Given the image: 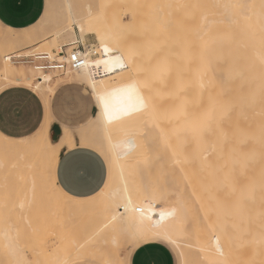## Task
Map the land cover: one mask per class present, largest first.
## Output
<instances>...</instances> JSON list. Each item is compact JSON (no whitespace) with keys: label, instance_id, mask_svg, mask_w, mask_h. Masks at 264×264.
Wrapping results in <instances>:
<instances>
[{"label":"bare ground","instance_id":"6f19581e","mask_svg":"<svg viewBox=\"0 0 264 264\" xmlns=\"http://www.w3.org/2000/svg\"><path fill=\"white\" fill-rule=\"evenodd\" d=\"M174 1L175 0H172V6H174L173 5L174 3H177L176 6L178 5L181 9L186 8L183 14L185 13L186 15L188 13L190 14L191 7H193L191 6L193 4L192 0H176L175 2ZM65 2L67 7V14H68V21H67L68 24L64 30L62 29V32L60 31L57 33L55 43H57L56 40H61L64 34H66L65 36L71 37L77 33L78 37L82 39L83 43L85 42V40H87V37L89 35H94V37L96 38L95 41L97 42L95 47L99 45L102 40L104 43L110 46V40L108 38V34L110 33V26L108 23L101 22V20L99 22L96 21V19L98 18L94 14L96 10L94 11L90 3L85 4V8L83 12L76 13L75 10H73L72 8L71 1L65 0ZM116 2L114 3L116 4ZM135 4L136 3H134L133 5ZM168 4L171 5V3L169 2ZM195 4H196V15H194L195 14L194 13L193 14L194 18L192 19H190L191 15H189L190 17L186 19L189 22L190 20H193L191 22H195V19L197 18L196 30L194 33L193 31L191 32L193 34H196L195 36L196 44H193L192 42V44L194 45L192 46L194 48L196 47L195 78L192 83L188 81V83L191 84H188L186 86L183 85L177 90V92L161 94V92L162 93L164 92V89L162 91V89L160 88L161 87L160 84L162 82L160 83L158 82L157 85H159L160 86L159 87L155 84L157 83L156 80L155 83L153 82L154 83L153 84L150 83L151 78L149 80L142 78V74H143L141 73L142 67L147 60L149 61V59H151L149 58L150 54L148 55L149 52H144L145 49L142 48H141L142 50L140 49L141 43L140 44L138 43L140 46L137 45L138 48H136L133 46L131 47L124 38L121 39L122 37H126V39L131 37V36L128 37L129 35L128 33H130L129 32L130 30L128 29L127 26L125 29L128 31V33L125 34L126 30L124 29V27L122 28L125 31L120 30L124 32V35L121 32L122 37L121 38L119 37L121 39L119 41L121 51H123L125 55L129 53H135L134 62L132 63L130 70L126 72L127 79L125 81L135 80L139 83L140 94L144 97L148 107L146 110L140 112L139 115L135 116L132 120H124L123 118H121V121L114 122V124L118 126L123 124L124 127L121 125L122 130H125V132L128 131V137H126L125 139V141H128V143L124 144L123 142V145L121 143V146H123L122 149H118L121 148L118 147L119 142H122L124 140L122 137V133L119 130H117L116 127L114 128L113 123L109 124L105 120L97 118L98 120H100V125L98 132L91 140V143L94 146L93 148L96 149L98 152L107 153L108 156H110L111 159L116 162L117 167L113 171L110 182H108V187L104 189L102 195L100 196V197L105 196L106 202L104 203L103 201H101V203H99V205H97V207L94 209L93 207L90 206L71 204L68 205L67 208H64V210H66L65 212L54 213L52 209L54 207H58V204L52 199L51 195L42 192L40 187L41 184L40 178H41L42 170L44 171V167H45L43 166L44 156H47L49 160H51L53 180L55 181V170H56L59 154L65 146H73L74 143V137L69 131H67V129L64 131V134L60 138L59 142L58 141L54 142L51 139L50 127H51L52 117H50L51 115L49 111V102H50V97L55 92L53 89V85L62 81H65V83H69L72 81L84 80L87 84V87L91 90V92H93L92 89L93 82L96 85V91H106L109 88V86L105 85L104 83L105 78L102 77V74H97L91 68L90 64H87V66L81 70L66 75L64 78L55 79V77L51 74L37 73L36 71L27 67L15 66L11 64V62L6 57H4V59L1 61L0 86L4 87V86L21 84V85L33 87L34 85L33 88L37 92L42 94V96L46 100L47 108H48L47 117L45 118L42 124L44 127V133L40 139V147H38L41 148L42 151V153L39 152L40 154H42L41 157H39L38 154L35 153L36 151L33 152V150L36 149L37 147L29 146L27 144H19V145L12 144L6 147L3 143L0 144V170L3 169L6 159L8 157H13L12 159H14L15 162L11 164L10 168L11 167L14 168L13 171H15L16 173L17 181L21 186V189L24 190V192L23 190L21 191L23 192L21 193L22 196H19V198L17 197L18 195L16 196L18 199L17 200L18 203L16 204V206L14 205L16 202L15 203L13 202L14 204L9 203L12 204L11 206H6V207L5 205L0 206V209H4V212L7 213V215L4 213L6 216L7 224L5 222V225L3 224L4 226L0 230L1 240L3 237L6 241V243L5 242L4 243L7 244V246L9 247V251H8V247L6 250L8 251V253H10L13 264H15L16 260H23L25 264H28L27 261L29 260V258L27 257L25 250L21 245L20 241L22 239L19 238L21 236L20 235L21 233L20 234L18 233L20 230V225L23 229V231L21 230L22 232L27 231V234L26 232H24L23 235H28V233H31L30 230H29L30 232L26 230V226H25L26 221H24L23 223L24 226H22L23 220H26L23 219L25 216L23 212L24 209H26L25 205L26 203H30L31 201L37 200L39 201V203L42 202L43 204L42 216L44 217L43 218L44 220L43 221L42 219L40 220L38 219V220L40 222H44V226H46L49 231H53L55 227L62 228L63 231L67 233L66 236L75 237V234L78 233L79 234L82 233L80 235L81 237L83 235L82 225H80L78 221L75 224V221H71L67 219L69 218L68 216L70 215H75L78 216L77 218H80L83 215L89 216L93 212L98 213L96 210L100 209L101 211H99V213L102 214V216L106 219V222L103 224V226L100 229H98L96 232L90 235H87V237H84L81 242L79 241L80 243L75 242V244H73L74 242L72 241L73 243L71 244H73L72 246H74V249H72L73 252L70 255V257L59 256V254L61 253L59 251H58L59 254L56 255L55 254L56 251L54 250L55 253H52L53 255H51V257L54 259V261L57 262L55 264H73L78 260L88 259V258L92 259V256L96 261L100 262V264H107V262L110 261L111 259L106 258L107 260H104L102 256L100 257V255L98 254L99 253L98 248L100 249L101 245L102 244L104 245L105 242L111 243L113 236H119V238L120 237L125 238L126 236L130 237L133 232H143V233L151 234L153 232L160 231V229L157 228L152 222L145 221L143 223H140L138 220L139 213L130 214L131 216L137 218L135 223L130 224L127 220H125V221L113 222L112 224H110L108 228H105V225L109 224L110 217L112 215V209H111L112 203L114 201L122 200L123 197L126 195V193L124 192L125 186H127L132 191V199L136 205H140L143 202L144 199L143 188L135 186L136 181H132L131 180L132 178L130 179V177H128L131 172L135 173L137 171V166H135L136 159H135V150H134L136 146L141 145L143 149L144 147H146L144 153L142 152L141 159L147 161L150 157H153L154 159L153 162L155 163V161H157L156 166L152 168L154 170H150L151 169L150 165L151 163L153 164L152 161L147 165H143L142 167L144 168L147 167L149 173L150 172L155 173L158 170L167 171L169 172L168 174H170L171 177L177 175L176 170L178 172L184 169L186 170L187 167L185 160L186 155H188L190 158L195 159V161L196 159L201 157L202 155L201 149L206 144V140L211 139L210 135L207 134L204 138V141L198 143L196 140L192 139V137L188 133H185V129L188 121H190L194 117L201 115L210 107L209 105L210 96L219 97L221 100L234 105V110L231 111L228 114V116L224 119V122L226 123L225 128L227 131V136L225 134L226 138L220 139V142L223 141V139L228 140L229 158L230 160L233 161L232 190L235 194L234 201L236 205L234 206L235 208L233 210V216H228V215L227 216L234 217V222H233L234 226L232 228V223L231 224L228 223L230 224V227L232 229H230L231 233H226L224 228H222V225H218L217 220H215L210 215L211 212H210V208L208 207V204L203 202L205 207V213L208 217L207 230L200 227L201 225L199 224L191 225V227L189 228V233L190 232L193 233L194 235L193 237L195 239H193L194 242L191 240L188 242V244L190 243L189 245L193 246L192 249L196 252L199 258H201L202 254L201 255L200 253L198 254V251H206L207 253H210L213 249L211 247L212 245H214L213 241L216 240L214 249L215 252L217 253V259H215L216 261H214V263L216 262L217 264H264V60H262V58H264V7H262V5H264V0H196ZM137 6L138 4L135 5V8L133 9L136 10ZM139 7L137 8V10L140 9L141 12L143 13V10ZM125 8L122 10L126 11ZM160 8H162V6L161 7L159 6V9ZM168 8L169 10L171 9V7ZM156 9H158V6L156 7ZM172 9L174 12L175 9L178 8L172 7ZM169 10L168 13L171 12L173 14V12ZM186 11H188V13ZM151 12L150 13L147 12V13L150 14L152 17L153 15ZM182 12L180 11L179 13H177L176 11V13H174L173 15L171 14V16L172 17L174 16L176 18V16H179L178 14H181ZM142 13L139 14L141 15V17L142 15H144ZM153 13L155 15L156 13L155 9ZM168 13L166 11L167 16ZM121 15L118 16V19L121 20L120 21L121 25H124V23H122L123 19H120ZM136 15L138 16V14ZM158 15L159 14H157V16ZM182 15L180 16L182 17ZM161 16L163 17V15H160V18L156 20L162 21L163 19L161 18ZM184 16L182 17V19L184 18ZM144 17H142V19ZM173 19L174 18H172L171 22H173ZM151 21H154V19H151ZM163 21L162 23L164 25L165 23ZM162 23H160V25ZM176 23H174V25H176ZM190 23H188V25H190ZM167 24L169 23L167 22ZM152 25H154V23ZM160 25H158V27ZM0 26L6 28L2 24H0ZM115 26L119 27L118 24H116ZM168 26H170V24ZM118 27H115V29L116 28L118 29ZM177 27H178V29H176L177 31L169 27L170 29L173 30V32L175 31L177 33V34L174 33L175 35L173 36H177L179 34V31L183 28L181 27V29L179 30L180 27L179 26ZM6 29L12 30L10 28H6ZM183 31H180V34ZM227 31L228 34H225V32ZM141 33L140 35L142 36ZM149 33L150 32L148 31V33L146 32V35H144L145 33L143 35L149 36ZM186 36H188V34ZM150 37H146L149 39V40L146 39L147 42L144 41L145 44H147V45L144 44L146 47H149L148 44L149 41L151 40ZM188 37L190 38V35ZM79 38H77L76 40H78ZM15 39L0 34V46H3L1 44H5V46L9 45L10 46V47L8 46L9 48H11V46H16V45H18L19 47V44H17ZM132 39L134 40L135 38L133 37ZM178 39L179 38L175 40L177 41L176 43H178ZM182 39L180 38V40ZM187 39L188 38H186V40ZM127 40L131 41V39H127ZM152 40H154V38ZM155 40L158 41L157 39ZM184 41L185 39L183 40V42ZM187 43H185L184 45H186ZM135 44H137V41L135 42ZM157 44H159V42ZM90 45L94 46V44H90ZM178 45L180 46V44ZM192 46L190 47L192 48ZM0 48H1L0 49V56H1L2 49H4L5 47L4 48L0 47ZM160 48H161L160 50H162V48L164 49L165 46L164 47L160 46ZM184 49L182 45L178 50L179 51L178 56L180 61L186 55L184 53ZM165 51H167V49ZM186 51L188 52L189 49L186 48L185 52ZM153 54L152 55L154 57L151 56L152 57V59L150 60L151 62L152 61L154 62L155 53ZM163 54L164 53H162V55ZM172 55H173V51H172ZM186 56H188V59L191 58L190 57L191 55L189 56V53ZM171 59L174 60V57L172 58L171 56ZM157 60L159 61V54L158 57L155 59V62ZM173 60L171 62H173L174 64ZM150 61L149 64L152 66ZM166 62L169 63L170 60L169 62L168 60ZM175 62H177V60ZM187 62L185 61L184 63H186V65L194 64L192 63V61H189V63ZM148 68L150 69V66ZM172 70L170 71L172 72ZM151 71H149V74L154 73ZM171 72L169 75L171 78L168 77L170 79H172L173 76L172 75L173 72L172 74ZM158 74L159 73L157 72V75ZM153 75L151 76L152 78L156 77V79H158L157 76H155L156 74L154 76ZM186 75H189L188 72ZM182 76L181 78L183 79ZM112 77L113 76L108 78L111 79ZM181 78H179V81H177V83L180 82ZM184 78H186V76H184ZM166 81L171 83L173 80L170 82L169 79H167ZM182 81L184 82L185 80L183 79ZM169 83L167 85H169ZM112 85L111 87L114 86ZM153 85H155V87H153ZM2 87H0V89ZM156 87L157 88L159 87L160 90L159 89L158 90L160 93H158ZM164 88L166 87L164 86ZM93 95H95L94 92ZM222 126H223V122L220 124V129H222ZM216 132L214 133L211 132L212 137L214 138L215 141H217ZM116 138L123 140L122 141L117 140L118 144L116 145L115 144ZM12 140H21V139H12ZM190 140L194 141L195 147L191 150L190 149L188 150L187 145L189 144L188 142H190ZM45 143L46 145L49 146L53 145V143L58 146L56 147L54 158L52 157L51 152H46L42 150ZM37 160L39 161L37 162ZM189 160L191 161V159ZM220 168L221 167H219V169ZM188 173H190V171ZM118 176L121 177L122 181L121 180L120 181L122 183L118 181V183L112 185V182L116 177L118 178ZM158 176L160 177L161 175ZM158 176L156 177L155 175L156 178H158ZM240 176H243L245 179L244 180L245 182H243L244 184L243 187L239 186L238 183V178ZM190 179L194 181L196 186L195 180L192 177ZM192 180L190 181L192 182ZM140 182H142L141 179ZM243 200H245V205L241 206ZM184 204L185 203L181 204L182 205L181 207L183 206L185 207L186 204L185 205ZM184 209L185 208H183V210ZM187 210L189 212V209H187L186 207V210H184L186 215L181 214L184 216V219L187 218V214H189L188 212H186ZM184 219L181 216H179V214L178 216L177 215L171 216L166 221H164L163 229L166 230L168 235L175 242L173 245L178 248L179 254L181 255L183 262L186 263V260H188L186 249L179 242L181 237H184L186 232L185 228L182 227L183 226L182 224L184 222L186 224L187 222ZM189 219L191 221V218ZM39 221H37V223H39ZM31 222L32 220L30 219V223ZM2 223L4 222L2 221ZM32 223L33 225L34 224L36 225L34 221ZM228 224L225 227H227ZM26 225H28V223ZM37 226L38 225H36L35 227ZM28 228H30L29 225ZM38 228H42V227L39 226ZM41 231L40 232L37 231V232L41 233ZM18 235L20 236L18 237ZM187 236L189 237V234ZM217 237H218V241H217ZM91 242L96 243L94 244L96 245V247H92V245L88 246ZM69 248H72L70 247V244H69ZM66 249H68V246ZM52 250H50V252ZM65 251L68 252V250ZM117 256L119 257V254Z\"/></svg>","mask_w":264,"mask_h":264},{"label":"rangeland","instance_id":"374dc122","mask_svg":"<svg viewBox=\"0 0 264 264\" xmlns=\"http://www.w3.org/2000/svg\"><path fill=\"white\" fill-rule=\"evenodd\" d=\"M70 1H71V5H72L73 10H75L76 13L83 12V10L85 8V4L90 3L92 5L94 11L96 10L94 12L95 16L98 17L96 19V21L99 22L101 20V22H105V23L109 24L110 33L108 34V38L110 40V46L111 47L120 49L119 41L124 38L126 40V42L131 47L133 46V47L138 48L137 45H139L141 43L140 44L141 46L139 45L140 49L142 48V49H145L144 52H149L148 55L150 54L149 58H151V59H152V57H154L153 53H155L154 62L152 61L153 62L152 63L150 61L151 59H149L152 66L149 64V61L147 60L145 62V64L143 63L144 65L142 67L141 73H143L142 78H145L147 80H149L151 78V82L149 81L150 83H153V82L155 83V80L157 81V83H155L156 85L158 84V82L159 83L162 82L160 84L161 87L159 85H157L162 89V91L164 89V92L163 93L161 92V94H164V93L168 94L171 92L172 93L177 92V90L180 87H182L183 85L186 86L188 84H191L194 81L195 72H196V66H195V64H196V61H195L196 60V55H195L196 54L195 53L196 47L194 48L193 44H196V42H195L196 41L195 40L196 34H193V33L196 30L197 18L195 19V22H191L193 20H190L191 23L186 19L190 17L189 15H191L190 19L194 18V15H196V4H195L196 0L195 1L192 0L193 4L191 2V4H192L191 6H193V7H191L190 14L188 13V11H186L188 13L187 15H186V13L183 14L185 12L184 10L186 8L181 9L178 5L176 6L177 3H174L173 4L174 6H172V0H170V1H168V0H165V1L164 0H157L158 2L156 0H153V1L152 0H144V2H143V0H70ZM133 1H136V2H133ZM167 1L169 3H171V5H169ZM114 2H116V4ZM134 3H136L135 5L138 4L137 8L140 6L139 8H141L143 10V13L141 12L140 9L139 10H137V8H136V10L133 9V8H135V5H133ZM123 4H125V5H123ZM165 4H166V6H165ZM121 5H123V6H121ZM141 6H143V7H141ZM157 6H158V9H159V6L160 7L162 6V8H164V9L166 8V9H165V11L162 8H160L158 10V9H156ZM119 7H121V8H119ZM168 7H171V9L169 10ZM172 7H175L178 9H175V11L173 12L174 8L172 9ZM124 8L126 9V11L122 10ZM154 9L156 11L155 15L153 13ZM167 9L169 11H172L173 14L176 13V11H177V13H179L180 11L181 12L183 11V12L181 14H178L179 16L175 15L176 16V18H175L174 16L173 17L171 16V14H172L171 12H169L170 14L168 13ZM138 11H140V12H138ZM166 11L168 13V16L166 14ZM147 12L148 13L151 12L153 16L151 17V15L148 14ZM141 13L144 14V15H142V17H144L145 15H147V16H145L142 19L141 15H139ZM136 14H138V16ZM157 14H159V15L157 16ZM120 15H121L120 19H123L122 23H124V25H121V23H120L121 20L118 19V16H120ZM131 15H132V17H131ZM160 15H163V17L161 16V18L163 20L165 19L164 21L162 20L165 23L164 24L165 26L163 25L161 20H156V19L160 18ZM180 15H182V17L184 15H186V16H184V18L182 19V17ZM192 15H193V17H192ZM133 16H135V17H133ZM154 16H156V17H154ZM138 17H141V18H138ZM170 17L174 18L173 22L174 23L177 22L178 24L176 23V25H174V23L171 22L172 18H170ZM141 19H142V22H141ZM151 19H154L155 22L151 21ZM168 20H170V21H168ZM175 20H176V22H175ZM183 20H184V22H183ZM67 21H68V14H67V7H66L65 0H46V10H45V14L43 16V19L38 23V25H36L32 30L28 31L27 33H21L20 34V33L14 32L12 30L6 29L7 27L4 28V27L0 26V34L1 35H6V36L12 37L14 39L18 37L15 40H16L17 44H19V47H18V45H16V46H11V48H9L10 47L9 45L5 46V44H1L3 46H0V47H2V48L5 47V48L2 49L1 54L3 56L2 55L0 56V61H2L4 59V57L9 56L10 54H12L14 52H19V51L26 52V53H30L31 51H33V52H52L54 50H59L64 45L70 44L71 42H73L74 40L79 38L77 33L71 37L65 36L66 34H64L62 39L56 40L57 43H55L57 33L60 31L62 32V29L63 30L65 29V27L68 24ZM165 21H167L170 24V26H168L169 24H167V22H165ZM151 22H152V24L154 23V25H152ZM160 23H162V24L160 25ZM188 23H190V25H188ZM116 24L119 25L120 29L118 26H115ZM144 24L148 25V26H145ZM157 24L160 25L161 27L160 26L158 27ZM126 26L130 30L129 31L130 33H128V31L125 29ZM141 26H143V27H141ZM177 26L180 27L179 30L181 29V27H183L182 29L184 30V31L182 29L180 30V31H183V32H181V34H180V31L178 30L179 31V34H178L179 36L177 35L178 37L173 36V35L177 34L175 32V31H177L176 29H178ZM115 27H118V29L117 28L115 29ZM122 27H124V29L126 31ZM169 27L172 28L173 30L175 29V31L173 32V30L170 29ZM175 27H177V28H175ZM131 29L133 30V32ZM169 29L171 32L169 31ZM120 30L125 31V34L128 33L129 34V35L127 34L128 37L131 36L132 38L134 37L135 39L133 40L130 37L127 39H131V41L127 40L126 37H122L121 34L123 33V35H124V32H122ZM148 31L150 32L149 36L148 35L144 36V35H146V32L148 33ZM192 31H193V33H191ZM167 32H168V34H167ZM140 33L142 34V36L140 35ZM182 33H184V34H182ZM187 34H188V36L190 35V38L188 36H186ZM225 34H228V31L225 32ZM164 35H165V37H164ZM150 36L151 37L153 36V37L151 38ZM154 36H156V37H154ZM119 37L120 38L122 37V38L120 39ZM141 37H142V39H141ZM146 37H150V39H151L149 41V44H148L149 47L145 46V45H147V44H145V42H147L146 39H148ZM176 37L179 38L178 43H176L177 41H175L177 39ZM153 38H154V40H152ZM180 38L181 39L183 38V39L180 40ZM186 38H188V39L186 40ZM79 39L82 41L81 38H79ZM155 39H157L158 41H156ZM173 39H174V42H173ZM184 39H185V41H184L185 43L188 42L186 45H184L185 44L183 42ZM95 40H96V38L94 37V35H89L87 37V40H85L84 43L96 45L97 42ZM132 40H133V42H132ZM190 40H192V41H190ZM18 41H20V42H18ZM136 41H137V44H135ZM151 41H154L155 43L151 42ZM142 42H144V43H142ZM158 42H159V44H157ZM161 42H163V43H161ZM192 42H193V44H192ZM172 43H173V45H172ZM178 44H180V46L183 45V49L185 46H187L184 49V53L186 55L189 53V56L191 55L190 59H188V56L185 55L182 58V60L180 61L179 56H178L179 55L178 50H179L180 46ZM160 46L161 47L165 46V48L164 49L162 48V50H160L161 49ZM190 46H192V48ZM149 48H151V49H149ZM186 48L189 49L188 52L186 51L187 53L185 52ZM193 48H194V50H193ZM166 49H167V51H165ZM159 51H160V53H159ZM172 51H173V55H172ZM162 53H164L165 55L163 54L164 55L163 56ZM158 54H159V61L157 60L155 62V59L158 57ZM156 55H157V57H156ZM171 56H172V58L174 57V60L171 59ZM175 58H177V59H175ZM184 58H185L186 62L188 60L187 63H189V61H192V63H194V64L193 65L187 64L188 65L187 66L186 63H184L185 62ZM165 59H166V61L168 60V62L170 60V62L167 63L165 61ZM172 60L174 61V64H173V62H171ZM176 60H177V62H175ZM162 63L167 66L168 70H167V72H165L161 76L160 74L157 75V72H158L157 68H158V65H160ZM170 63H171V65H174V66H171ZM179 64H180V66H179ZM184 65H186V66H184ZM149 66H150V69L148 68ZM152 67L156 71L153 70ZM183 68L185 69V71L188 72L189 75H186L187 72H185ZM147 69L149 71L153 70L151 72H154V73H151V72L150 73L152 75L156 74L155 76H157L158 79H156V77L152 78L151 77L152 75L149 74V71ZM182 69L185 73L182 71ZM170 70H172L173 74ZM170 72L173 75L172 79H170L171 77L169 76ZM35 74H37V73H35ZM181 76L185 80L184 81L185 83L182 81L183 79L181 78ZM184 76H186V78H184ZM187 76H189V77H187ZM191 76L192 77L194 76V77L192 78ZM64 77H55V79L64 78ZM168 77H170V78H168ZM160 78L162 81L160 80ZM166 78L169 79L170 82L172 80L173 81L171 83H169L166 81L167 80ZM179 78L182 79V80L180 79V82L182 81L181 83L180 82L177 83V81H179ZM126 79H127V76H126V72H125V73L117 74V75L113 76L111 79H109L108 77L105 78L104 83H105V85L109 86V88L107 90H111V89H115V87H119L120 85L125 83ZM188 79H190V80H188ZM188 81L191 83H188ZM78 82L83 83L84 85L87 86V84L84 80H78ZM168 83H169V85H167ZM62 84H65V81L58 82L57 84H54L53 85L54 91ZM180 84H182V85H180ZM111 85L113 87H111ZM164 86L166 88H164ZM153 87H155V85H153ZM159 87L158 88L156 87L157 90L159 89ZM159 90H158V93H160ZM165 91H167V92H165ZM41 96H42V94H41ZM43 100H44L46 107H47V103H46V100L44 99V97H43ZM47 112H48V108H47ZM46 117H47V115H46ZM113 124H114V122H113ZM99 125H100V120H98L97 117L96 118L94 117L85 126L81 127L80 129H77L73 132L69 131L74 137L73 145H75L76 143L79 142V144L94 147L91 143V140H92V138H94L95 134L98 132ZM121 125L123 126V124H121ZM121 125H119L120 126L119 127L118 125L114 124V128L116 127V129L122 133V137L124 139V140L123 139L120 140V139L116 138V140H115L116 145L118 144L117 140H120V141L123 140L122 142H119L118 147H121V148H118V149H122L123 146H121V143H122V145H123V142H124V144L128 143V141H125L126 137H128V131L125 132V130H122ZM225 125H226V123L223 121L222 130H223L224 135L222 138H226V136H227V131H226ZM216 131L217 130H216L215 126H213L212 133H214ZM185 133H187L186 129H185ZM225 134H226V136H225ZM208 135H210L211 139L206 140V144L210 145V144L216 143L217 146H216L215 152L205 153L203 151V148H202L201 154L203 156L201 155V157L196 159V161H195V159L190 158L188 155H186L185 160H186V165L188 168L186 167V170L184 169V170H181L179 172L176 170V173L178 176L176 175L174 177H171L170 174H168L169 172L164 171V170H162V171L158 170L155 173H153V172L149 173L148 168L147 167L144 168L142 166L149 164L151 161L153 162L154 161L153 157H150L148 160L146 159L147 161H145L144 159H141V158H142V152L144 153L146 147H144V149H143V147L141 145H138V146L135 145L136 147L134 149L135 150V159H136L135 166H137V171L135 173L131 172L128 177H130V179L132 178L131 179L132 181H136L135 186L141 187L143 189L147 186L150 190H152L153 192H155L157 194H159L161 191H163L165 193V198L163 200H158V202L161 204V207L164 208L165 210H170V209L174 208L175 209V215L178 216V214H179V216H181L183 219H184V216L181 214L186 215L184 210H186V207H187V209H189V212H188V210L186 211L189 214H187V218L184 219L187 221L186 224L189 226H187L185 224V222L182 224L183 225L182 227L185 228L186 232H185L184 237H181V239L179 240L180 244L186 249L188 260H186V263L183 262L181 255L179 254L178 248L172 244V245H170V248H171V250L175 256L176 264H199V263L200 264H207V263L208 264H217L216 262L214 263V261H216L215 259H217V253L215 252V249H214L216 240L213 241L214 245L211 246L213 249L210 253H207L206 251H198V254L199 253H200V255L202 254V257H201L202 259L199 258V256L196 254V252L192 249L193 246H190L189 245L190 243L188 244L189 241L192 240L194 242L193 239H195L193 237L194 236L193 233H191V232L189 233V228L191 227V225H193V224L198 225L199 224V225H201L200 227L207 230L208 217L205 213V207H204L203 202L208 204V207L210 208V212H211L210 215L215 220H217L218 225H222V228H224L226 233H231L230 229H232L234 226V224H233L234 217H228V216H233V210L235 208L234 206L236 205L235 201H234L235 194L232 190V173H233L232 163H233V161L230 160V158H229L228 140L223 139V141L217 142L212 137L211 132L208 133ZM188 143H189L187 145L188 150L189 149L191 150L195 147V143L193 140H190V142H188ZM0 144H2V142H0ZM45 145H46V143H45ZM33 152L37 153L39 157L42 156V154L39 153V152L42 153L41 148H36L33 150ZM206 155H207V160H205L203 158ZM39 157H37V158H39ZM12 158L13 157H8L5 161L3 169L0 170V202H1L0 206L5 205V207L11 206L15 202L16 203L14 205L16 206V204L18 203L17 197L19 198V196H22L21 193L24 192V190L21 189V186L19 185V183L17 181L16 173H15V171H13L14 168L13 167L10 168L11 164L15 162L14 159H12ZM189 159H191V161ZM38 161L39 160H37V162ZM48 162H49V158L47 156H44V165L43 166H45V167H44V171L42 170L41 178H40L41 190H42V192H45L48 195H51L52 199L58 204V207H54L52 209L54 213L55 212L56 213L57 212H60V213L65 212L66 210H64V208H67L68 205H71L72 203H68L65 200L58 199L56 197V195H54L52 193V191L50 190V187H49L48 182H47L48 181V172H47ZM156 162L157 161H155V163L153 162V164L151 163V165H150L151 169L150 170H154L152 168H154L156 166V164H157ZM205 163H207V164H205ZM219 167H221V168L219 169ZM187 169H189V170H187ZM189 171H190V173H188ZM155 175H156V177L158 175H161V176L160 177L158 176V178H156ZM52 176H53V172H52ZM191 177L195 180L197 187L195 186L194 181L192 179H190ZM140 179L142 182H140ZM120 180L122 181L120 176H118V178L116 177L114 179V181L112 182V185L118 183V181L120 183H122ZM190 180H192V182ZM244 180L245 179L243 176H240L238 178L239 186L243 187V185H244L243 182H245ZM184 181H185V183H184ZM22 190H23V192H21ZM190 193H191V196H190ZM192 194H193V196H192ZM202 197L204 200L202 199ZM186 200H187V202H186ZM101 201H103L105 203L106 197L105 196L99 197V199L96 203H91V204H93L94 208H96L97 205H99V203H101ZM9 203H12V204H9ZM183 203L186 204L185 207L184 206L181 207L182 206L181 204H183ZM42 205H43L42 202L39 203V201H37V200L31 201L30 203H26L25 208L27 210L24 209V211H23L24 215H25L23 219H26V220H23L22 224L24 223V221H26L25 222L26 230H28V232L31 231V233H28V235L30 234L29 236L23 235L24 232H26V234H27V231L22 232L23 229L20 225V230H19L18 234L21 233L20 234L21 236L18 235V237L20 236L19 238L22 239L20 242H21L22 247L25 250L27 257L29 258V260L27 261L28 264H55L57 262L54 261V259L51 257V255H53L52 253H55V251H56V253H55L56 255L59 254V252H61L59 254V256L70 257V255L73 252L72 249H74V246H72V245L75 244V242L80 243L84 237H87L88 233L93 228V225H92L93 220H94V222H97L98 224L100 223V217L101 216L99 214V211H101V210L98 209V210H96L98 213L91 215V217L90 216H84V215L81 217L79 216L80 218H77L78 216H75V215L68 216L69 218H67V219H69L71 221H75V224L78 221L80 225H83L82 237L80 236L82 233L75 234V237L78 239H76L74 236H66L67 233H65L63 231V229L59 228V227L58 228L55 227L53 229V231H49L48 228L46 226H44V222L39 221L40 219H42V221L44 220L43 219L44 217L42 216V212H43V210H42L43 206ZM72 205H78V203L72 204ZM242 205L243 206L245 205V200L242 201L241 206ZM220 206H223L224 208L228 209L227 214H224L223 212H218ZM183 208H185V209L183 210ZM213 208H215V209H213ZM4 213H5L4 209H0V223H1L0 224V230L5 225V222L7 224V220H6V216H5V214L7 215V213H5V214ZM30 213H31V215H30ZM2 215H3V218H2ZM29 218L32 220V222L34 221V223H36V225H38V226L35 227L36 226L35 224L33 225L32 222L30 223ZM81 218H83V219H81ZM189 218H191L192 223H191ZM1 219L4 223H2ZM35 220H36V222H35ZM37 221H39V223H37ZM27 223L31 229L28 228V225H26ZM228 223H230V224L232 223V228L230 227V224H228ZM227 224H228V226L225 227ZM22 226H24V224ZM39 226L44 228V229L38 228ZM33 228L35 229L36 232L34 231ZM202 228H200V229H202ZM226 228H227V230H226ZM32 231H33V233H32ZM37 231H39V232L41 231V233H39ZM187 231H188L189 237L187 236L188 235ZM36 233H38L39 235ZM84 235H86V236H84ZM59 236H60V238H59ZM2 240H1V235H0V264H13L10 253H8L9 247L7 246V244H5L6 241L3 237H2ZM120 240H121V247L119 249H115L114 246L110 242H107V243L105 242L104 245L102 244L100 249L98 248V250H99L98 254L100 255V257L102 256L104 260H107V259L114 260V259H117L116 257L119 253V258H122L121 253H123L125 251V248L127 247V245L124 243L125 238H120ZM2 243L4 246L2 245ZM71 243H73V244H71ZM69 244H70V247H72V248H69ZM94 244H96V243L91 242L88 246L92 245V247H96V245H94ZM67 246H68V249H66ZM7 247H8V251L6 250ZM50 250H52V251L55 250V251L50 252ZM65 250H68V252ZM46 251H48V252H46ZM206 261H208V262H206ZM76 264H85V263L78 262ZM89 264H100V263L96 262V260H94V258L92 256V260Z\"/></svg>","mask_w":264,"mask_h":264},{"label":"snow or ice","instance_id":"6c2138e0","mask_svg":"<svg viewBox=\"0 0 264 264\" xmlns=\"http://www.w3.org/2000/svg\"><path fill=\"white\" fill-rule=\"evenodd\" d=\"M39 15L38 11L37 16ZM35 20L36 17H33V21ZM86 55L89 60L83 63L90 64L97 74H102L103 78H107L128 72L134 62L135 53L125 55L120 49L113 48L102 40L92 52H88ZM72 58L73 60L79 59L75 55ZM167 70L165 64L158 65L157 71L161 76ZM92 89L95 93L94 98L93 92H89L85 97L82 93L69 91L62 101L63 105L69 111L74 112H86L91 107L94 117L103 119L109 124L121 121V118L132 120L148 107L144 97L140 94V85L135 80L126 81L119 87L106 91H96V85L93 82ZM14 92L15 95H13ZM8 97L11 99H6ZM34 100L35 97L30 92L6 88L0 90V142L6 147L12 144L40 147L44 127L40 124L39 102L36 101L34 104ZM209 105L210 107L204 113L192 118L186 126V132L198 143L204 141L205 136L213 131V126L217 129L216 136L217 142H219L224 135L220 124L234 110L233 104L225 102L219 97L210 96ZM14 136L23 139L12 140L11 138ZM216 146V143L205 144L203 151L205 153L215 152ZM56 147L58 146L53 143L51 146L45 145L42 150L51 152L54 158ZM204 159L207 160V156H204ZM116 167V162L107 153L78 146L77 150L70 152L64 158L62 165L57 164L55 181L52 176L51 160H49L47 182L50 190L58 199L77 204L82 202L77 198L84 197L88 202L96 203L104 189L108 187V182H110ZM143 191V202L136 205L132 199V191L125 186L126 195L122 200L112 203V215L105 228L117 221L127 220L130 224L135 223L137 218L130 214L139 213L140 223L152 222L160 231L151 234L133 232L130 237L126 236L124 243L127 247L121 253L122 258L110 260L107 264H161L156 259V254L167 250L170 245L175 243L163 229L164 221L175 215V209L165 210L161 207L158 200L165 198L163 191L157 194L147 186ZM218 212L227 214L228 210L220 206ZM111 243L115 249L121 247L119 236H113ZM141 255L145 257L143 261L135 259ZM15 264H25V262L16 260ZM167 264H171V261L169 260Z\"/></svg>","mask_w":264,"mask_h":264},{"label":"crops","instance_id":"0c3cea01","mask_svg":"<svg viewBox=\"0 0 264 264\" xmlns=\"http://www.w3.org/2000/svg\"><path fill=\"white\" fill-rule=\"evenodd\" d=\"M45 10H46V0H42V3H41V0H0V24H2L3 26L7 28L12 29L14 32H17L20 34L27 33L28 31L32 30L36 25H38V23L40 22V20L43 18L45 14ZM38 11L40 12L39 16H37ZM33 17H36L35 21H33ZM0 68H1V61H0ZM5 88L11 89V90H22L24 92H30L31 95L35 97V100L33 101V103L35 104L36 101L39 102L40 124L41 125L43 124L46 118V115H47V107L43 100V97L41 96L39 92H37L34 88L30 86L21 85V84L4 86L0 90H3ZM69 91L74 92V93L75 92L82 93L85 97H87L88 93L91 92V90L83 83H80L78 81H72V82L60 85L55 90L53 95L50 97L49 111L51 115L50 117H52L51 127H50V136H51V139L56 142L57 141L59 142L60 138L62 137L66 129L70 132H73L85 126L94 117L92 115L93 110L91 107H89L86 112H74V111H69L67 107L63 105L62 101ZM13 95H15V92L13 93ZM93 98H94V95H93ZM6 99H11V97H8ZM11 139H23V138L14 136ZM78 146L86 147L90 150L98 152L93 147L82 145V144H79L78 142L73 146H65L61 150L59 157H58L57 164L60 163L62 165L64 158L67 157L70 152L77 150ZM55 179H56V170H55ZM77 199L82 201L81 203H78V205L90 206L94 208L93 204H91V202H88L84 197H78ZM93 214L95 213L93 212L89 216L91 217V215ZM100 216L101 217H100L99 224L97 222H94L93 220V223H92L93 228L90 230L88 235L96 232L106 222V219L102 216V214H100ZM82 232H83V225H82ZM116 258L119 259L118 256ZM135 259L138 261H143L145 257L141 255L139 257H135ZM156 259L160 261L161 264H167L169 260L171 261V264H176L175 256L170 247L165 251H161L157 253ZM91 260L92 259L90 258L82 259L74 263L76 264L78 262H82L85 264H89Z\"/></svg>","mask_w":264,"mask_h":264},{"label":"built area","instance_id":"2783aa9c","mask_svg":"<svg viewBox=\"0 0 264 264\" xmlns=\"http://www.w3.org/2000/svg\"><path fill=\"white\" fill-rule=\"evenodd\" d=\"M93 46V45H92ZM84 44L80 39L62 46L52 52H14L6 58L11 64L18 67H27L37 73L51 74L54 77H64L72 72L81 70L87 66L88 56L95 45ZM73 55L79 57L73 60Z\"/></svg>","mask_w":264,"mask_h":264},{"label":"trees","instance_id":"16d2710c","mask_svg":"<svg viewBox=\"0 0 264 264\" xmlns=\"http://www.w3.org/2000/svg\"><path fill=\"white\" fill-rule=\"evenodd\" d=\"M54 141V140H53ZM55 142V141H54Z\"/></svg>","mask_w":264,"mask_h":264}]
</instances>
